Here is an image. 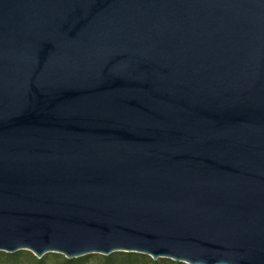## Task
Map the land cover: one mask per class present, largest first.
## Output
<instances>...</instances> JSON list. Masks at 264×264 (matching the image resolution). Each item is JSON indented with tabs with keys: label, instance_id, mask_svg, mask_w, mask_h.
<instances>
[{
	"label": "water",
	"instance_id": "obj_1",
	"mask_svg": "<svg viewBox=\"0 0 264 264\" xmlns=\"http://www.w3.org/2000/svg\"><path fill=\"white\" fill-rule=\"evenodd\" d=\"M264 264V0H0V253Z\"/></svg>",
	"mask_w": 264,
	"mask_h": 264
},
{
	"label": "trees",
	"instance_id": "obj_2",
	"mask_svg": "<svg viewBox=\"0 0 264 264\" xmlns=\"http://www.w3.org/2000/svg\"><path fill=\"white\" fill-rule=\"evenodd\" d=\"M26 258L27 264H88L91 259H98V264H177L168 260L152 261L149 257L136 254L115 253L108 257H97L96 255L83 257L76 260H66L59 255H46L37 260L30 253L18 252L13 255L0 253V264H23Z\"/></svg>",
	"mask_w": 264,
	"mask_h": 264
},
{
	"label": "rangeland",
	"instance_id": "obj_3",
	"mask_svg": "<svg viewBox=\"0 0 264 264\" xmlns=\"http://www.w3.org/2000/svg\"><path fill=\"white\" fill-rule=\"evenodd\" d=\"M22 253H28V252H22ZM97 257H100V256H97ZM28 261H26V258L22 261L23 264H27ZM99 261L98 259H91L88 264H98Z\"/></svg>",
	"mask_w": 264,
	"mask_h": 264
}]
</instances>
